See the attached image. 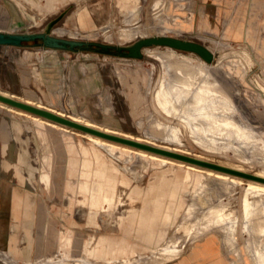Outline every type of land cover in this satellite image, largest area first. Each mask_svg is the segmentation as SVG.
<instances>
[{"label": "rangeland", "instance_id": "374dc122", "mask_svg": "<svg viewBox=\"0 0 264 264\" xmlns=\"http://www.w3.org/2000/svg\"><path fill=\"white\" fill-rule=\"evenodd\" d=\"M44 3L0 0V32L45 34L83 46H46L40 39L0 44V101L65 125L53 126L0 104V264H170L191 249L178 264L218 257V252L224 264H264V190L248 194L249 182L264 183V0H138L128 8L116 0H56L52 9ZM247 29L257 47L240 37ZM161 36L200 43L213 59L207 62L196 52L155 44L143 47L138 57L114 50ZM146 48L174 49V55L202 59L208 70L186 72L184 91L170 96L161 84L162 66L144 53ZM27 50L39 59L24 60ZM52 55L63 65V83L45 80L38 68V60ZM80 76H89L86 84L98 82L85 87ZM213 78L225 86L222 92L214 87L205 91V82ZM208 93L229 105L213 106ZM141 149L145 154L137 152ZM99 163L113 168L116 200L109 207L103 202V211L92 218L94 208L84 199L80 183L95 180L91 171ZM86 168L89 174L83 173ZM217 172L239 180L220 179L213 174ZM171 188L183 197L184 209L173 215V224L156 225L168 237L156 248L127 221L147 200ZM246 206L252 212L248 217ZM120 217L124 222H118ZM49 219L83 239L125 237L135 246V258L75 260L63 249H47ZM5 236L21 258L4 253Z\"/></svg>", "mask_w": 264, "mask_h": 264}, {"label": "crops", "instance_id": "0c3cea01", "mask_svg": "<svg viewBox=\"0 0 264 264\" xmlns=\"http://www.w3.org/2000/svg\"><path fill=\"white\" fill-rule=\"evenodd\" d=\"M55 2L56 0H45L44 5L47 9H52ZM116 2V4L122 8H128L129 6L138 4V0H116ZM13 11L15 12L16 10H14L13 8L12 12ZM1 12L3 13V16H6L4 14V11ZM17 17H19L18 21H20V15L17 14ZM241 35L242 36L240 37H242L249 46L252 45L254 47H257L252 31L247 29L246 32L243 31ZM260 47H262V44L260 45ZM260 47L259 51H261ZM35 53L36 52L27 50L26 54L22 57L24 60H33L34 58L39 59L38 56H35L37 54ZM54 59L55 58L53 55L49 57L43 56V59L40 63L38 60V68L40 70V73L45 76V80L54 82L59 79V82L61 81L63 83L65 77L63 65L61 63H57ZM80 75L82 76V71H80ZM81 76L80 80L83 81L85 87L95 86L98 82V80L95 78L96 80L94 83L86 84L85 81L88 80L89 76L87 78H82ZM62 83L61 85H63ZM88 170L89 169L86 168L83 173L89 174ZM112 170V167L107 166L104 163H99L98 166L91 171L95 176V180L90 183L88 181H82L80 183V189L84 191V193H86L84 199L86 201H89V205L94 208L91 214L92 218L95 216V214H97L98 211H103V209H101L103 202H107L109 207L112 206L114 201L116 200L114 198L115 179L112 176ZM42 178L47 181L48 175L44 173L42 175ZM168 190V192H162V194L158 197L147 200L146 205H144L138 213H130V218L127 221L128 227L135 226L140 238L146 243L155 244V246H157L156 248L160 247L168 239V237L167 239H164V232L157 229L156 225L173 224V215L177 213L181 214L184 209V199L178 194L177 189L171 188ZM166 197L168 198V200H166ZM118 222L122 223L124 221L120 217L118 218ZM47 223L46 237L49 244L47 249H49V246L51 245L63 249L64 255L72 256L75 260L79 258L85 259L87 257L88 259L89 257H103L106 258L107 261L112 262L116 261L119 258V255H121L120 257L122 261H127L135 258V246L129 243L125 237L118 240L105 237H87L83 239L78 232L71 231L68 228L55 227L54 221L51 219H49ZM40 228H44V225L42 224ZM42 234L43 232L40 231L38 236L41 237ZM162 239H164L165 242L159 243ZM8 240L10 239L5 236L2 244V248L5 251L4 253L6 255H9L11 259L16 260L18 258H21L18 257L19 253L17 250V246H15L16 244L9 243ZM40 246L41 245H39V248H41ZM211 247L212 249L217 250L214 242L213 244H211ZM191 250L186 255L170 264H178L182 258L189 257ZM83 252H85L86 256L81 255ZM220 255L218 252V257L214 255L211 257V259L207 260H191L190 264H207L209 260L215 262L217 259H220V261L218 262L219 264H224L223 258ZM60 260L62 261V263H65V258H61Z\"/></svg>", "mask_w": 264, "mask_h": 264}, {"label": "bare ground", "instance_id": "6f19581e", "mask_svg": "<svg viewBox=\"0 0 264 264\" xmlns=\"http://www.w3.org/2000/svg\"><path fill=\"white\" fill-rule=\"evenodd\" d=\"M55 34H58V35H63L64 34V31L63 29H54L53 31ZM29 34V33H28ZM72 36V34H71ZM139 37V36H138ZM164 46H169V45H164ZM172 47V46H171ZM150 48V47H149ZM149 48H146L144 49V53H148L150 56H152L153 58L157 59L159 62H160V65L162 66V69H163V74H162V81H161V84L165 87L166 89V92L170 95V96H176L178 94H181L184 90L183 88L181 87V85L185 82L184 80V77L183 75H185L186 72H189L191 74H194V73H201L203 70H208V64L203 61L202 59H194L192 56H178V55H174L172 52L174 51V49H169L168 52H161L157 49L155 50H152V49H149ZM175 48V47H173ZM142 52H143V49H142ZM209 62V61H207ZM201 66H203L201 68ZM153 74H154V68L151 67L150 70H149V79L153 78ZM219 83H221L218 79L216 78H213L212 79V82H205V91H208V89L214 87L216 88L219 92H222L223 89H225V86L224 85H218ZM2 94L4 95H8L7 93L5 92H2ZM209 94V93H208ZM8 96H13V95H8ZM209 97L211 99V102L213 104V106H215L216 104H218V102H222L226 105H229L228 102H226L225 100L221 99L220 95H210L209 94ZM200 99V98H199ZM20 100V99H18ZM24 100V99H23ZM25 101V100H24ZM23 101V102H24ZM27 103V102H26ZM29 103V102H28ZM0 104L2 105H5L7 107H9L10 109H16L18 112H22L24 114H27V115H30V116H33L35 118H38V119H41V120H45L47 123L53 125V126H62V124L60 123H57V122H54V121H51V120H48L42 116H39V115H36V114H33L31 112H28V111H24L22 109H19V108H16V107H13L7 103H4L2 101H0ZM35 104V103H34ZM33 105V104H32ZM36 105L38 107H45L47 110H54V109H51L49 108L48 106H45L43 104H40V103H36ZM212 110V109H211ZM57 114H60L61 116L64 115L61 111H55ZM66 116L68 118H71L72 120H75V121H80L86 125H89L92 127L91 123H89V121H81L79 119V117L75 116V115H72V114H66ZM65 116V117H66ZM83 120V119H82ZM65 127V125L62 126V128ZM96 127V126H95ZM98 128V126H97ZM77 130V129H76ZM104 131H107V129H102ZM112 132V131H111ZM113 133V132H112ZM84 134V133H83ZM82 134V135H83ZM116 134V133H115ZM85 135H87V137L89 136L93 141L95 142H101V143H105V144H108L110 146H115V144L112 142H108L106 140H103L99 137H96V136H93V135H90L88 133H85ZM124 136V135H123ZM132 137V136H131ZM134 137H132L133 139ZM136 140V138H135ZM139 141V140H138ZM141 141V140H140ZM144 141V139H143ZM146 141V140H145ZM150 142V141H149ZM153 143V142H152ZM250 143V142H249ZM154 144V143H153ZM124 145V144H123ZM157 146V145H156ZM159 146V145H158ZM127 147V145H126ZM161 147V146H160ZM163 147V146H162ZM135 148V147H134ZM131 149V148H129ZM139 149V148H138ZM175 149V148H174ZM133 150V149H132ZM172 150V149H170ZM146 151V150H145ZM174 151H177V150H174ZM137 152L141 153V154H145L144 151L141 150H138ZM184 153V152H183ZM153 158H161V157H158L154 154H150ZM193 156V155H192ZM162 161H165V160H168L166 158H161ZM177 160V159H176ZM175 161V160H174ZM182 161V160H181ZM215 162V161H214ZM218 161H216L217 163ZM193 165V164H192ZM190 165V167L192 168H196L194 166ZM196 165V164H195ZM232 166V165H231ZM234 167V166H233ZM203 168V167H202ZM236 168V167H235ZM241 169V168H240ZM244 169V168H243ZM203 170V169H201ZM207 174H212V171L211 170H206ZM216 177L220 178V179H223V180H226V179H229L230 180H239V179H236V177H230L229 175H226V174H221V173H213ZM231 175V174H230ZM258 175H261L260 173H258ZM263 175V174H262ZM239 177V176H238ZM245 180V179H244ZM249 180V179H248ZM243 181V180H242ZM238 183V182H237ZM240 184V183H238ZM248 194H250L252 191H260V190H264V183L261 184V183H257V182H249L248 183ZM212 203V202H211ZM215 203V202H214ZM187 205V204H186ZM190 208V207H189ZM188 210V209H187ZM246 217L250 216L252 214L251 210H250V207L246 206ZM246 223V222H245ZM244 223V224H245ZM244 227H246V224L244 225ZM235 238V235L233 234V239ZM245 239L246 241H248V234L245 235ZM211 244V243H210ZM207 245V244H206Z\"/></svg>", "mask_w": 264, "mask_h": 264}, {"label": "water", "instance_id": "95a60500", "mask_svg": "<svg viewBox=\"0 0 264 264\" xmlns=\"http://www.w3.org/2000/svg\"><path fill=\"white\" fill-rule=\"evenodd\" d=\"M37 39L42 40L43 44L46 46L61 47V48H67V47L75 48L76 46L78 47L83 46V43L81 42L60 39L45 34H39V33L5 34L0 32V44L21 45L23 42L37 40ZM152 44L169 45L175 48L193 51L196 52L198 55H200L206 61H211L213 59V53L209 51V49L206 46L200 43L190 42L168 36L141 38L137 40L132 46L115 47L114 50L122 56L138 57L141 55V49L143 47ZM99 47L101 50L107 53H113L112 48L109 46L100 45Z\"/></svg>", "mask_w": 264, "mask_h": 264}]
</instances>
